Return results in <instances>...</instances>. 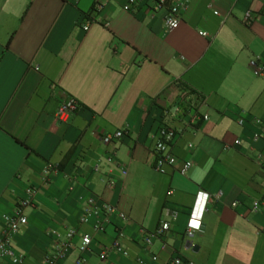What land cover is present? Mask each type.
<instances>
[{"label": "crops", "instance_id": "crops-1", "mask_svg": "<svg viewBox=\"0 0 264 264\" xmlns=\"http://www.w3.org/2000/svg\"><path fill=\"white\" fill-rule=\"evenodd\" d=\"M94 1L0 0V235L2 215L33 187L28 223L12 239L20 264H46L72 230L57 264H75L86 233V264H264V210H252L264 201V138L252 140L264 122V76L250 65L264 67V0H188L172 32L152 1L128 12L127 0H105L97 14ZM70 98L79 109L60 123L58 108ZM161 126L176 131L178 164L165 173L153 167ZM117 131L120 140L103 143ZM184 161L192 162L186 175ZM47 164L58 169L45 182ZM199 193L211 200L189 237ZM90 198L128 219L101 213L80 223ZM165 208L177 219L155 236ZM114 241L128 255L111 251L101 262Z\"/></svg>", "mask_w": 264, "mask_h": 264}, {"label": "built area", "instance_id": "built-area-1", "mask_svg": "<svg viewBox=\"0 0 264 264\" xmlns=\"http://www.w3.org/2000/svg\"><path fill=\"white\" fill-rule=\"evenodd\" d=\"M152 1L151 9L153 13L164 12L163 23L164 28L167 32H172L179 27L180 24V15L188 6V0H176L173 3H170L169 0H127L123 9L125 11L131 12L138 5L146 4ZM105 7V0H95L94 1V13H99L103 11ZM244 22L247 25L252 23V15L250 11H247L244 17ZM90 27V23H85L83 29L87 31ZM199 35L202 37H207L208 34L204 31H200ZM251 67L254 69V73L257 76H264V67L258 64V61L252 60L250 62ZM186 93V92H185ZM79 109V103L76 99L70 98L62 102L58 108L56 117L58 122L65 123L71 114L75 113ZM196 118H194L195 120ZM202 119L207 120L208 117L204 116ZM243 121L240 120V124ZM258 125V130L254 133L252 140L254 142L259 141L264 138V122L261 120L256 121ZM123 137L122 131H117L113 134H106L102 137L104 144H109L114 140H120ZM176 138V131L174 129L168 128L166 126H161L154 135L155 145H154V170L158 173H165L168 168H174L178 164V160L171 151L172 144ZM241 142L237 140L235 144L239 145ZM109 163H115L113 157H109ZM259 161L262 163L264 168V157L259 155ZM192 167L191 161L181 162V165L178 167V171L182 175H186ZM58 167L54 164H47L44 169L43 180L47 182L50 178L51 173L57 170ZM123 176H126L127 171L121 169ZM172 194V192H169ZM36 189L29 187L26 190V196L21 199L16 204V209L12 214L2 215L3 229L0 235V261L3 259H8L13 264H20L24 260V255L17 253L12 245V239L19 231L27 225L28 218L26 216V209L34 205L35 202ZM211 200L210 195L205 193H199L195 202V205L192 209L190 218L188 220L187 235L193 237L194 234L200 230L202 226V217L203 213L206 210L207 202ZM254 212L264 210V201L256 202L252 206ZM101 213L109 215H117L122 220H127L128 217L123 212L119 211L117 207L106 204L98 203L95 199L90 198L88 200V207L84 210L83 215L80 218V223H86L88 218L92 216H99ZM166 220L162 221L158 228L156 229L155 236L165 235L171 225V220L177 219V212L169 208L164 210ZM98 229H102V226L98 224L96 226ZM142 237L147 245H151L152 239L145 230H140ZM76 231L72 230L67 233V241H65L54 253H49L45 257L46 264H57L58 261L63 260L68 251L71 248V240L75 236ZM92 237L90 234H84L81 238V244L79 247L80 253L82 254L79 257L75 264H86L87 259L83 256L85 253L91 250ZM111 251L117 252L123 256H127L128 252L122 247L118 241H114L110 246L103 247L99 253L100 261L105 262L111 253ZM153 260L156 261L157 258L153 257ZM170 264H195L193 261L188 259L174 258L171 260Z\"/></svg>", "mask_w": 264, "mask_h": 264}, {"label": "trees", "instance_id": "trees-1", "mask_svg": "<svg viewBox=\"0 0 264 264\" xmlns=\"http://www.w3.org/2000/svg\"><path fill=\"white\" fill-rule=\"evenodd\" d=\"M181 90H183V87L181 88ZM187 90V89H186ZM193 93V91L191 92V94Z\"/></svg>", "mask_w": 264, "mask_h": 264}]
</instances>
